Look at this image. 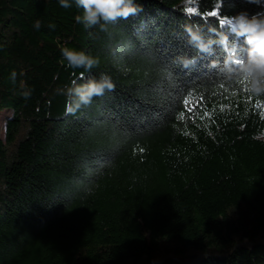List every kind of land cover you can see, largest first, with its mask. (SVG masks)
I'll list each match as a JSON object with an SVG mask.
<instances>
[{"label":"trees","instance_id":"obj_1","mask_svg":"<svg viewBox=\"0 0 264 264\" xmlns=\"http://www.w3.org/2000/svg\"><path fill=\"white\" fill-rule=\"evenodd\" d=\"M184 1L85 28L74 0H0V264H264V94L211 66L219 48L176 62L198 55L187 28L234 41L220 21L264 3ZM100 73L114 89L67 113V89Z\"/></svg>","mask_w":264,"mask_h":264},{"label":"clouds","instance_id":"obj_2","mask_svg":"<svg viewBox=\"0 0 264 264\" xmlns=\"http://www.w3.org/2000/svg\"><path fill=\"white\" fill-rule=\"evenodd\" d=\"M248 2L261 4L264 0ZM74 3L77 8L82 9V15L77 17V22L82 23L85 28L115 24L141 10L135 0H74ZM59 4L64 8L71 6L69 0H59ZM40 26V21H36L34 27L39 29ZM221 27H226L235 40L230 41L228 35L217 33L214 28L208 31L215 35H207L199 27L187 28V43L198 55L177 57L176 62L183 68H189L196 64L198 56H215L219 48L226 54L223 65L213 62L211 66L217 67L226 80L244 83L246 90L252 95L264 94V13L249 15L241 11L234 16L225 17ZM61 53L72 68L82 67L85 71H91L100 65L99 58L83 51L65 47ZM15 77L16 73L13 72V82ZM114 87L111 78L104 73H100L99 78H90L84 83L78 84L74 81L66 92L67 113L74 114L81 107L90 105L94 97L102 96L106 90H113ZM22 95L27 99L31 91L25 90ZM252 139L264 141V131L253 134Z\"/></svg>","mask_w":264,"mask_h":264},{"label":"rangeland","instance_id":"obj_3","mask_svg":"<svg viewBox=\"0 0 264 264\" xmlns=\"http://www.w3.org/2000/svg\"><path fill=\"white\" fill-rule=\"evenodd\" d=\"M184 2L186 4L187 9L190 8V7L193 10L196 9V2H195V0H185ZM0 114H1L0 115V125L3 126L5 120L10 116L11 112L4 110ZM3 134H4V131H3V128H2V130H1V136H2V138H3Z\"/></svg>","mask_w":264,"mask_h":264},{"label":"snow or ice","instance_id":"obj_4","mask_svg":"<svg viewBox=\"0 0 264 264\" xmlns=\"http://www.w3.org/2000/svg\"><path fill=\"white\" fill-rule=\"evenodd\" d=\"M192 11H193V9H192L191 7L188 8V12H189V13H191ZM212 15L215 16L216 14H215V13H212ZM222 21H223V20L220 21V24H222ZM205 115H207V113H206ZM262 118H264V113H262Z\"/></svg>","mask_w":264,"mask_h":264}]
</instances>
